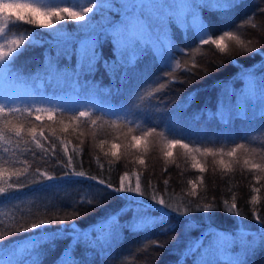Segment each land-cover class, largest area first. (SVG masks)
Listing matches in <instances>:
<instances>
[{"label": "trees", "instance_id": "obj_1", "mask_svg": "<svg viewBox=\"0 0 264 264\" xmlns=\"http://www.w3.org/2000/svg\"><path fill=\"white\" fill-rule=\"evenodd\" d=\"M212 8L204 4L200 7L199 13V17L208 23L211 33L218 35L224 30H236L246 42L251 41L249 47L259 48L260 52H246L233 44L227 53H221L213 46H200L193 30L181 31L178 27H173L178 46V50L174 51V57L180 67L164 68L156 63L149 66L148 60L155 59L153 52L149 50L143 52L144 55L136 61L134 71L138 77L131 79L128 72H124V65L121 62L113 61V68L106 69L105 61L109 63L110 59L113 60L118 55L113 40L103 37L97 47L103 55L96 63L94 72L79 77L78 85L82 86L80 95L85 99L92 98L90 92L93 89L103 101L110 99L113 105L122 107L129 113L128 119L132 123L126 124L122 119L119 125H112L110 121L115 117L102 109L105 115L98 120L94 128L89 126L78 130L85 132L81 138L84 143L80 145L76 138L77 133L71 128L68 133H62L60 131L62 126L59 124H51L47 119H44L43 125L40 121H34L38 130L39 126L45 127V135H49L51 128L55 127L57 136L66 141L71 140L70 149L79 146V155L74 158L77 171L105 178L118 186L120 175L124 171L135 169L142 173V190L150 193L152 188L146 187V182H150V185L155 186L157 193L163 195L173 208H179L180 212L165 211L148 197L123 199L121 197L127 194L113 193L94 181L83 177H65L64 173L69 170L61 167L55 158L38 159L29 170V174L23 177V182L31 186L15 193L18 199L0 207V234L5 236L0 242V246L4 247V251L0 252V261H12L13 264H60L65 258L68 260L70 255L72 257L70 260L75 264H192L201 245L196 248L197 250H194L193 245L187 246L186 238L183 236L184 230L192 229L191 235L201 239L202 244L211 235L218 233L239 238L240 227L246 232L258 231L259 225L254 219L253 212L264 217V187H261L259 193V203L253 205L251 197L255 193L251 192V184L255 183L254 177L258 173L248 171L243 166V160L247 158L260 162L264 155L257 154L264 149V118L258 113L243 118L237 116L235 112V116L228 123H224L216 111L220 96L229 87L243 86L244 71L255 70L259 73V63L264 61V13L260 12V9L264 8V0H242L239 7L227 12ZM249 20L251 23H248ZM71 22L68 21L67 27L63 26L62 29H69ZM252 24H256L257 27L252 28ZM32 30L31 25L17 26L15 34H33L38 40H43L40 37V28H35L34 32ZM150 35L151 33L147 34L144 39ZM51 39L50 43L33 44L28 47L14 66L23 83L30 86V79L35 78L44 85L48 93L60 91L59 87L51 89L50 84L42 80L44 78L42 76L47 73L48 61L57 59L58 64L69 66V69L60 67L61 70H74L77 46L84 37H74L72 40L62 41L59 45L56 43V37ZM62 46H69L72 52L71 61H64L55 55L56 47ZM181 50L191 51V56L183 55ZM193 60L196 61L197 67L190 68ZM233 61H236V64H233ZM144 65L147 67L143 68ZM186 68L190 70L186 71ZM139 69L150 71L153 76L151 86L143 81ZM169 69L172 76L167 78ZM162 77L167 78V82L164 87L159 88ZM61 91L65 92L64 89ZM205 125L207 127L202 128ZM150 127H156L163 135L154 134L153 137H149L146 152L143 151L145 147L143 144L140 148L127 147L132 135H139ZM183 127L189 128V135L195 136L182 138L195 146L232 147L235 143H245L249 149L256 148L257 153L243 150L238 152L240 164L233 165L235 170L232 173L222 172L212 163V157L204 158L197 154V158L207 169L200 173L198 169L191 167L190 157H185L179 147L172 150V157L163 155V151L167 150L165 147L167 140L179 138ZM129 128L134 131L129 132ZM190 129L195 133H191ZM202 129L212 136L206 138L198 136L203 133ZM218 131L220 134L214 135ZM102 140L108 141L105 144V151H109L112 143L121 145L120 159L105 156L100 151L98 144ZM57 155L60 159H65L59 144ZM138 156L143 157L144 165L135 163ZM23 158L31 159V154L28 153ZM100 165H103V168ZM37 167L54 177L61 178L31 184V181L37 178L35 174ZM200 176L204 177V184L200 185L199 196L188 197L187 191L190 189L188 180ZM165 179L169 181L168 186L164 185ZM261 185H264V180L261 181ZM229 188L232 191H228ZM233 194L236 196L237 210L241 212L240 217L229 213L222 203L224 199L231 201ZM207 203H212V211L195 210ZM185 209L187 215L184 214ZM145 217L156 218L157 225H146L143 229H136L130 225ZM40 220L51 221L45 225L42 234H37L41 233L39 229L28 233L16 232L19 224L29 226L30 223ZM125 223L127 225L123 226ZM82 233H89L91 236L82 238L75 245L74 239ZM104 235L108 237L103 244L104 251L88 245L89 241ZM247 239L251 241L253 237L248 236ZM256 239L257 242L260 240L258 236ZM31 242L36 244L35 248L31 247L34 245ZM26 244L27 249L24 247ZM14 249H21V252L10 254ZM91 250L94 252H88ZM263 250L251 264H264Z\"/></svg>", "mask_w": 264, "mask_h": 264}, {"label": "snow or ice", "instance_id": "obj_2", "mask_svg": "<svg viewBox=\"0 0 264 264\" xmlns=\"http://www.w3.org/2000/svg\"><path fill=\"white\" fill-rule=\"evenodd\" d=\"M208 2L215 4V10L220 12H227L234 8L239 7L242 4V0H193L192 3L183 4H158L154 5L153 12L145 15L143 5H140L141 11L125 13L124 18L119 20V26L109 22V26L101 30L95 28L94 21L97 15H101L105 10H111L113 7H120L111 3V0H71V6H67V0H47V3L38 2V0H0V79H6L13 82L23 83L20 74L15 71V62L24 51H27L28 47L33 44L39 43L36 35L29 34L16 35L17 26L31 25L33 26V32L35 28H47L52 29L53 35L56 36V43L59 45L62 41L74 39L71 35H65L62 28H57L58 24L66 21H74L79 26V31L84 33L85 39L81 42L80 48L77 50L79 56L77 67L74 70L59 69L51 60L47 64V82L49 84L56 83L59 85L61 82H66L71 78L77 84L79 83V77L85 73L91 74L94 72L96 63L99 58L102 57V52L97 48L100 39V33L104 35H111L117 32H123L127 29L128 24L133 21H143L144 26L148 29L153 28V15L159 13V15H166L163 11L167 9L168 12H173L178 8H186L194 10L203 6ZM261 13H264V8L260 9ZM92 14V15H90ZM194 15V12L192 13ZM127 17V19L125 18ZM170 18V17H169ZM248 23H251L249 20ZM256 24H252V28H256ZM29 31V30H25ZM197 42L200 46H213L215 50L221 53H227L230 47L234 44L236 47L246 52H260L259 48L249 47L251 41H245L236 30H224L221 34L214 35L210 32V28L206 27L203 23H199L196 30ZM87 41V43H85ZM181 53L185 56H191V51L181 50ZM59 55V54H58ZM173 57H169L166 63H171ZM119 61H114L118 63ZM236 64V61H233ZM107 69L108 61H105ZM175 67L179 68V62H176ZM197 67V63L193 60L190 68ZM186 68L185 70H190ZM172 76L171 69L167 72V78ZM167 78L162 77L159 88L164 87L167 82ZM243 80L245 83L246 91L241 93L239 104L236 108V114L241 115L243 118H247V114L252 111L258 102L259 116L264 118V61L259 63V74L257 71H244ZM159 88L156 90L159 91ZM229 103L236 96V90L232 89L228 94ZM6 98L0 99V207L5 203H11L18 199L15 193L21 192L23 189L30 187L29 183L23 182V177L29 174V170L33 167V164L37 160H47L48 158H55L57 163L69 171L64 173V176L83 177L88 180L94 181L98 185L104 186V189L110 190L117 194H127L121 198L135 200L136 197H148L155 202V205L161 207L168 212H180L179 208H173L169 202H167L163 195H159L155 189V186L150 185V182H146V187H151L152 190L149 193L146 190H142L141 186V172L131 169L124 171L119 177V185L115 186L105 178H101L96 175H87L84 171H77L74 165V158L79 155V146H73L70 149L71 140L61 139L56 135V128L52 127L49 135H45V127L38 126L34 121H40L43 125V121L46 118L51 124H59L62 127L60 131L62 133H68L71 128L74 133H77V139L80 145L84 143L81 139L84 137V131H78L81 127L87 128L89 126L95 127L98 120L102 119L105 113L102 109L96 110L85 106L84 108L76 111H70L68 109L60 107H44V106H17L12 103L4 102ZM227 115L221 114L224 123H228L233 115L231 108L226 106ZM115 118L111 119L112 125H119L120 121L126 124H131L132 121L128 119L129 113H114ZM253 115L255 113L253 112ZM18 117H26L25 119H18ZM30 118V119H27ZM67 121V122H66ZM129 132L134 129L129 128ZM163 135L158 132L156 127H150L145 131H142L139 135H132L131 141L127 145L128 148H140L145 145L143 151H147V141L149 137L153 135ZM95 136V132H93ZM59 144L60 150L65 159H60L57 155V146ZM107 140H102L98 144V147L105 156H111L115 159H120L119 149L121 145L119 143H112L109 151H105V144ZM166 151H163L165 157H172L173 149L179 147L183 150L185 157H190L192 164L191 167L198 169L200 173L207 171L201 160L197 158V154L200 157H212V163L217 165L224 173H232L234 164H240V160L237 158V153L241 150L245 152L257 153L256 148L249 149L245 143H235L232 147L220 146V147H201L191 144V142H185L182 137L171 138L167 140ZM31 154V159L23 158L26 154ZM39 153V156H38ZM264 153V149H261L260 153ZM218 157V159H217ZM225 157L232 158L226 160ZM99 164V157L96 158ZM112 163V161H109ZM135 163L144 165L145 160L142 156H138ZM82 166V164H81ZM243 166L248 171L258 173L255 175V183L251 184V192L255 193L251 197V203L256 205L260 201L261 181L264 180V155H262L260 162L245 158L243 160ZM103 168V165H100ZM165 171L167 169L165 168ZM36 177L31 181V184L42 183L44 180L59 179L61 177H54L47 171H41L39 167L35 168ZM134 178V180H133ZM169 181L164 180V185L168 186ZM190 189L187 191L188 197H198L200 185L204 184V177L200 176L197 179L188 180ZM257 185H261L258 187ZM228 191H232L231 188ZM88 203H92L88 201ZM224 207L229 213L234 214L236 217L241 216V212L237 210L236 196L232 195L231 201L224 199L222 201ZM196 211H212V203H207L202 207H197ZM123 211V210H122ZM184 214L187 215V209L184 210ZM254 219L259 225L257 232H246L243 227L239 228V246L241 248L240 255L231 256L228 255L227 259L222 261V264H246V257L254 250V245L257 244L256 237L260 239V243L264 244V217L253 212ZM49 220H40L39 222H32L29 226L19 224L16 228L17 233H28L30 231L44 229L45 225L50 224ZM248 236H252L253 239L249 241ZM5 239L3 234H0V242ZM228 234L220 238L217 244L210 246L205 258L201 260L200 264H221V257L227 255L230 249L227 247ZM231 243L236 244V237H233ZM36 247V244L31 246ZM4 251V247L0 246V252ZM24 251V249H23ZM21 252V249H14L10 254L15 255ZM0 264H13L12 261L3 262ZM68 264H75L74 261H69Z\"/></svg>", "mask_w": 264, "mask_h": 264}, {"label": "rangeland", "instance_id": "obj_3", "mask_svg": "<svg viewBox=\"0 0 264 264\" xmlns=\"http://www.w3.org/2000/svg\"><path fill=\"white\" fill-rule=\"evenodd\" d=\"M38 2L41 3H47V0H38ZM193 0H111L112 4L119 5L120 7H113L111 10H105L101 15H97L96 19L94 21L95 28L97 30H101L103 28H106L109 26V22L116 24V26H119V20L124 18L125 13H131V12H139L141 11L140 5H143V11L145 15L147 16L149 13L153 12L155 9L153 8L154 5L158 4H183V3H192ZM210 7H213L212 9L215 10V4L213 2L206 3ZM211 4V5H210ZM67 6H71V0H67ZM166 15H159V13L153 15V28L148 29L144 26L143 21H133L128 24V27L123 32H117L115 34L111 35H104L103 33H100V39L101 38H109L113 40V42L116 44L118 55L115 59H110L108 63V68H113V61H119L121 64L124 65V72H128L129 78L135 79V77L138 75L134 71V66L136 65V61H139V58H141L144 54L143 52H148L151 50L153 52V55L155 56V59L148 60L147 64L151 66L152 63H156L162 67L166 68H175V64L177 60L175 59L174 51L178 50V46L176 43V40L174 38V28L178 27L181 31H186V29H191L196 34V30L199 23H203L206 27L208 26V23L203 21L199 17L200 13V7L196 8L194 10H189L186 8H178L177 10L173 12H168L167 9L163 10ZM194 12V15L192 14ZM92 15V14H90ZM170 17V18H169ZM127 19V17H125ZM115 21V22H114ZM67 22H62L61 24L57 25V28L67 27ZM71 27L69 29H63V32L65 35H71L76 38L84 37V33L79 31V26L76 24V22L72 21ZM54 30L47 29V28H40V37L43 40L39 39V43H50L52 41V37L54 36L53 33ZM151 33L150 36H148L146 39L145 36L147 34ZM22 35H29V34H22ZM83 39V40H84ZM83 40H80L77 46V50L81 46V42ZM87 43V41H85ZM144 44V45H143ZM98 47V45H97ZM156 48V49H155ZM56 53L59 58H63L64 61L72 60V52L69 49V46L67 47H56ZM59 54V55H58ZM61 54V55H60ZM169 57H173L171 60V63H166V61L169 59ZM79 60V56L76 54V58L74 61V68L77 67ZM52 63H54L59 69L63 67H67V65L63 63H59L57 59H51ZM48 64V63H47ZM61 67V68H60ZM69 67V66H68ZM67 67V68H68ZM143 68L147 67L146 65L142 66ZM141 67V68H142ZM69 69V68H68ZM64 70V69H62ZM47 71V66H46ZM70 71V70H69ZM139 69V73H141L142 79L145 83H149L150 86L153 83V76L151 75L150 71L148 69ZM259 74V73H257ZM48 73L45 74V76H42L43 82H47ZM82 76V75H81ZM138 79V78H137ZM30 86H28L26 83H18L13 82L6 79H0V99L6 98L4 102L6 103H12L17 106H29V105H35V106H52V107H60V108H68V109H81L85 106H88L89 108H93V111L99 109H104L108 113H127L122 107H118L112 104V101L110 99H106L103 101L99 96L96 95L94 90L90 92L92 98L85 99L80 95V90L82 89L81 85H78L76 82H74L71 78H69L66 82H61L59 85H56V83L50 84L51 89L59 87L60 91L48 93L45 91L44 85L39 80H36L35 78L30 79ZM48 83V82H47ZM98 85V84H97ZM144 87V85H143ZM96 88V85H95ZM61 91V90H63ZM232 89L236 90V96L231 100V103H229V97L228 93L231 92ZM246 91L245 83L242 87L236 88V87H229L228 90H226L221 96L218 104V108L216 111V114L221 117V114L227 115L226 106L228 108H231L233 111V116H235L237 105L239 104L241 93ZM89 95V94H88ZM235 107V108H234ZM253 112L255 115L259 113V107L258 102L257 106L250 111L247 116L252 117ZM242 117L241 115H237ZM222 118V117H221ZM46 119V118H45ZM192 125V124H191ZM207 126H203L202 128H206ZM184 127L181 130L182 135H178L183 138H187L189 136H195V135H189V128ZM203 133H200V137L206 138L212 135H208L207 132H205V129H202ZM212 132L216 130H210ZM191 133H195L193 130L190 129ZM219 131L215 133L214 135H219ZM134 180V178H133ZM137 199H141L140 197H136ZM128 223V222H127ZM127 223H125L123 226H126ZM158 220L156 218H143L140 220L135 221L133 224L130 223V225L135 226L136 229H143L146 227V225H157ZM192 229H186L183 231V236L186 238L187 246L193 245L194 250H197L199 245H201L198 248V255L194 259V262L192 264H200L201 260L205 258L206 253H208L210 246L215 245L220 241V238L224 237L225 234L218 233L211 235L208 240L204 243L201 241V239H197L196 237H193L191 235ZM91 236L89 233H82L81 235H77V237L74 239V244L76 245L78 241L82 240V238H86ZM234 236H228L229 243L227 244V247L230 249V252L227 255H224L221 257V262L224 259L228 258V255L231 256H237L241 253V248L239 246V238L236 237L237 243L233 244L231 241L233 240ZM108 240L107 236H98L96 239L91 240V242H88V245L90 247H96L100 251H104L105 248L103 244L105 241ZM31 244H34V242H31ZM27 249V244L24 246ZM254 250L246 257V264H251L254 262L253 260L255 257L264 249V244L260 243V240L257 242L256 245L253 246ZM259 251V252H258ZM264 251V250H263ZM88 252H94V251H88ZM72 257L69 255V259L66 260L63 263L60 264H67L68 261H70Z\"/></svg>", "mask_w": 264, "mask_h": 264}, {"label": "bare ground", "instance_id": "obj_4", "mask_svg": "<svg viewBox=\"0 0 264 264\" xmlns=\"http://www.w3.org/2000/svg\"><path fill=\"white\" fill-rule=\"evenodd\" d=\"M259 252V251H258Z\"/></svg>", "mask_w": 264, "mask_h": 264}]
</instances>
